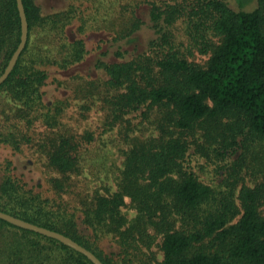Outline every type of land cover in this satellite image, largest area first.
<instances>
[{
  "label": "trees",
  "instance_id": "16d2710c",
  "mask_svg": "<svg viewBox=\"0 0 264 264\" xmlns=\"http://www.w3.org/2000/svg\"><path fill=\"white\" fill-rule=\"evenodd\" d=\"M234 1L236 7L229 0H145L144 13L137 3L131 14L122 9L98 25L110 30L91 61L99 75L78 76L74 91L84 98L80 108L103 111L105 130L125 148L115 188L103 185L70 207L61 197L82 172L89 146L104 139L65 128L68 99H45L42 88L49 66L68 69L88 58L78 33L97 21L99 7L90 16L82 0L45 13L37 0H22L27 39L0 83V142L15 151L36 146L52 172L46 182L54 197L3 173L0 210L69 236L103 264H264V0ZM178 21L188 44L208 54L204 64L179 47ZM20 35L16 0H0V74ZM201 171L212 178L204 181ZM12 231L11 264H43L38 257L52 245L68 264H93L0 218V234Z\"/></svg>",
  "mask_w": 264,
  "mask_h": 264
},
{
  "label": "rangeland",
  "instance_id": "374dc122",
  "mask_svg": "<svg viewBox=\"0 0 264 264\" xmlns=\"http://www.w3.org/2000/svg\"><path fill=\"white\" fill-rule=\"evenodd\" d=\"M82 0H37V3L40 5L43 12H53L59 10H65L70 6V4H79ZM85 2L84 6L86 7V13L91 14L95 7L98 6L99 16L97 21H88L87 31L84 34H79L85 36L87 39V47L91 50L88 58L83 62L78 63L68 69L57 68L56 66H49L48 72L49 77L46 80V84L43 86V90L46 91L44 95L45 99L53 100V98H61L68 100L66 101L67 106L62 113V122L65 125V128H70L76 132H82L84 130L94 131L95 134L100 137L101 140L104 139L101 143L100 139L95 146L90 145V151L87 152L84 159L82 172L78 175H73L71 177V185L69 191L64 193L61 197L64 202L69 204L70 207L79 206L77 200L80 196L91 195L95 189L103 191V185H109L110 189H114V176L117 175L118 166L121 165L122 153L121 149L125 146L118 143L116 138L115 131L105 130V117L103 111L100 110L98 106H92L89 110H84L80 108V104L84 101L81 95H77L74 91V85L79 82L78 76L89 78L98 76L91 67V61H93L94 55L99 51L100 38H107L110 35L109 28L103 27L102 25L97 29L98 25L101 22L111 18V16L119 15L121 10H124V15L131 14L132 9H136V4L139 3V8L136 9L139 14L145 12V0H120L121 3L128 4L121 8L120 2L115 0H83ZM134 1V2H132ZM232 6L236 7L237 3L234 0H229ZM113 5V6H112ZM96 11V10H95ZM92 12V13H91ZM97 12V11H96ZM138 14V13H137ZM79 20H74V28L78 27ZM183 23L178 21L174 26L175 38L178 40H183L184 44H179V47H183L186 55L190 60H193L197 63L204 64L208 58V54H201L193 46L189 45L186 41L183 31ZM142 32L139 33V36ZM141 36H144L142 34ZM139 40L141 38L139 37ZM105 47V43H101ZM98 74V75H97ZM1 100V98H0ZM39 125L34 128V134L38 138L43 137L45 127ZM20 129L27 131L25 124L21 123ZM112 140V141H111ZM98 148V149H96ZM92 156V157H91ZM12 174V176L17 177L22 183L25 184L26 188H30L41 192L44 196L54 197L49 190L47 189L46 177H48L52 172L46 165V158L43 154L39 153L36 146L29 143H24L20 146V150L15 151L11 146L5 145L0 142V175L2 174ZM200 177L204 181H208L212 178V172H202ZM37 184L40 186L38 187ZM35 185V188L33 186ZM104 187V186H103ZM31 189V188H30ZM128 200V199H127ZM129 202V201H128ZM129 204V203H127ZM129 216L134 214V209L131 206L127 205L123 208ZM17 237V233L12 231L8 233L7 236L0 234V264H11L12 256H9L10 253V244L11 240H14ZM42 243H48L42 237H36ZM19 239V237L17 238ZM159 243V238L157 239ZM107 249H110L111 242L106 241ZM15 244V242H13ZM4 246H7L6 251ZM154 251L156 252V257L161 259V252L158 249L157 245H154ZM63 256H66V253L63 252L60 248L55 245H52L50 251H44L38 257V261H42L43 264H68L66 261H63Z\"/></svg>",
  "mask_w": 264,
  "mask_h": 264
},
{
  "label": "water",
  "instance_id": "95a60500",
  "mask_svg": "<svg viewBox=\"0 0 264 264\" xmlns=\"http://www.w3.org/2000/svg\"><path fill=\"white\" fill-rule=\"evenodd\" d=\"M17 9L20 17V25H21V35H20V41L14 51L12 52L3 72L0 74V83L6 79L10 71L12 70L13 66L15 65L16 60L18 59V56L20 55V52L25 46L26 39H27V30H28V24L26 20V15L23 8L22 0H16ZM0 218L15 225L19 226L21 228L29 229L34 232L43 234L45 236L54 238L58 240L59 242L73 248L74 250L84 254L93 264H103L97 256L92 253V251L88 250L78 242L71 239L69 236H66L60 232H57L55 230H51L49 228L37 225L35 223L29 222L27 220H24L20 217L14 216L10 213L4 212L0 210Z\"/></svg>",
  "mask_w": 264,
  "mask_h": 264
}]
</instances>
